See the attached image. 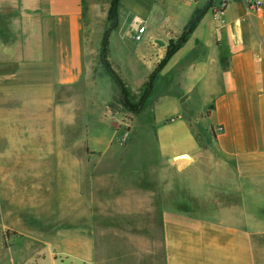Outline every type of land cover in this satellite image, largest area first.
I'll return each instance as SVG.
<instances>
[{"label": "crops", "instance_id": "crops-1", "mask_svg": "<svg viewBox=\"0 0 264 264\" xmlns=\"http://www.w3.org/2000/svg\"><path fill=\"white\" fill-rule=\"evenodd\" d=\"M84 2L0 0V132L10 143L0 177L32 179L26 190L36 193L9 211L1 184V227L40 242L34 264H142L99 249L98 234L106 218L115 236L120 224L146 222V189L122 190L112 210L103 193L121 172L170 176L166 190L186 191L203 211H163L160 201L162 264H264V0L224 9L221 0H118L105 64L89 55ZM124 89L136 105L147 91L129 119L115 106ZM116 119L128 124L123 158L99 132ZM224 195L236 202L211 205Z\"/></svg>", "mask_w": 264, "mask_h": 264}, {"label": "rangeland", "instance_id": "rangeland-1", "mask_svg": "<svg viewBox=\"0 0 264 264\" xmlns=\"http://www.w3.org/2000/svg\"><path fill=\"white\" fill-rule=\"evenodd\" d=\"M113 0H85L84 2V22H85V38L87 41V48L91 50L89 55L101 57V50L103 46V39L105 33L110 27L109 22V11L112 8ZM109 49V47H108ZM110 85L113 83L111 76H106L104 81L100 83L101 89L106 91ZM111 87V86H110ZM121 95H116V111L125 114V119L132 117L130 111L120 104ZM115 123H105L104 127L99 129L100 135L107 137L112 141V146L110 148V153H115L117 157L123 158V153L128 149L129 144L124 140L125 133L128 130V124L122 123L120 120H112ZM116 124V129L113 126ZM88 131V135L91 133V128ZM5 131V130H4ZM92 134V133H91ZM92 136V135H91ZM148 139H152L148 134ZM131 150L140 151L139 144H131ZM10 143L8 137L3 136L1 138L0 132V152L9 150ZM148 151L154 154V148L152 144L147 145ZM123 168V166L121 165ZM104 170H107L104 168ZM121 176L112 180V185L110 190L105 188V197L110 196L111 204L109 208L112 210L114 206V198L119 196L121 191H126L124 195L128 196V192L134 187H140L141 189H146L147 205L148 210L146 214V222L130 225L120 224L117 226V231L120 232L118 236L116 234L107 232L111 224H108L107 218L100 221L99 223V234H98V247L99 249H112L120 250V253L126 252L132 255L137 261L142 264H162V246H161V218H160V207L159 203H162V210H168L177 208L179 210L198 212L201 213L202 203L198 200H194L190 197L189 193L180 190L178 192H171L166 190L170 185V176H155L153 174L147 175L145 178L138 175H128V172H121ZM181 181V180H180ZM35 181L32 179L28 182L23 177L19 176H3V180L0 177V185L2 184L3 193V205L6 208H11L13 205L17 210L18 206L27 207L29 206L27 201H34L35 192L27 191L26 188L32 185ZM107 198H104L102 202H106ZM179 200L185 206L180 209L179 206H174L175 201ZM156 201V208L154 212L151 208H154V202ZM223 202L225 205L232 204L236 202L233 196H216L212 201L211 205L217 206V202ZM238 201V200H237ZM13 202V204H12ZM107 205V204H106ZM104 205V206H106ZM122 209V208H121ZM120 209V210H121ZM11 209H9L10 211ZM101 210V208H100ZM259 213L264 215V206L258 207ZM104 213L108 211L106 207L103 208ZM143 219V217H141ZM18 218L15 217L14 221L17 222ZM1 222V220H0ZM21 229L26 230V221L21 225ZM16 227H10L8 229H3L0 224V264H34V258L32 254L36 252L38 247L36 246L37 241L24 239L21 235L17 233ZM113 230V229H112ZM41 258V254H38ZM104 258V259H103ZM102 259L107 263L109 257H102ZM59 264H63L60 260L57 261ZM67 261L65 260V263Z\"/></svg>", "mask_w": 264, "mask_h": 264}, {"label": "trees", "instance_id": "trees-1", "mask_svg": "<svg viewBox=\"0 0 264 264\" xmlns=\"http://www.w3.org/2000/svg\"><path fill=\"white\" fill-rule=\"evenodd\" d=\"M117 3H118V0H113L112 8H111L110 11H109V22H110L111 25H110V27L108 28V30L106 31V33H105V37H104V39H103V46H102V49H103L104 46H106V48H107L108 43L105 44V40H106V37H107V35H108V32H109L110 30H113V29L116 28V26H117V21H118ZM200 16H201V15H198L197 19L194 20V21H192V22L190 23V27H189L188 31L183 35V37L178 41L177 44L172 43V44L170 45V49H169V52H168L167 58L162 62V64H160V67H162V66L167 62V59H168L169 57H171V56H172V55L178 50V48L180 47V44H181L182 42H185L187 35H189V34L191 33V31L193 30V28H194V26L196 25L197 21L199 20ZM105 51H106V49H105ZM101 57H102V61H103L104 64H105V61H104V58H103V54H102V50H101ZM106 68L108 69V72L111 74V76L116 80V82H118V84L121 85V84H122V83H121V80L117 77V75H116L115 73H113L112 71H110V66L107 65ZM154 78H155L154 75H152L151 78H150V81H153ZM149 88H150V86H148V89H149ZM146 93H147V91H146ZM146 93L143 95V97H142L140 103L136 105V104H132V103H131V101H130V99H129L128 92H127L126 89H124L123 94H124V98H125V100H123V97L121 96L120 104H122L127 110H129V111H131V112H137L138 109H139V107H140V105L143 103V99L145 98ZM184 206H185L184 204H181V205H180V209H181V208H184ZM183 211H184V210H183Z\"/></svg>", "mask_w": 264, "mask_h": 264}, {"label": "built area", "instance_id": "built-area-1", "mask_svg": "<svg viewBox=\"0 0 264 264\" xmlns=\"http://www.w3.org/2000/svg\"><path fill=\"white\" fill-rule=\"evenodd\" d=\"M185 1H188V2H195L197 0H185ZM228 0H221V3H220V8L221 9H224L226 7V3H227ZM262 6V3L261 2H257L256 3V7H261ZM145 32V28L142 27L140 28L139 30V35H137L136 39L140 40L142 38V34Z\"/></svg>", "mask_w": 264, "mask_h": 264}, {"label": "water", "instance_id": "water-1", "mask_svg": "<svg viewBox=\"0 0 264 264\" xmlns=\"http://www.w3.org/2000/svg\"><path fill=\"white\" fill-rule=\"evenodd\" d=\"M109 35H110V31H109V33H108V35H107V37H106L105 44L108 43ZM105 49H106V46H104L103 49H102V54H103V58H104V60H105ZM181 157H185V156H181Z\"/></svg>", "mask_w": 264, "mask_h": 264}]
</instances>
